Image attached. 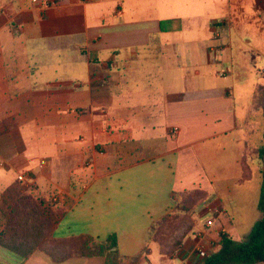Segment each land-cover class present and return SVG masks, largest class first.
Masks as SVG:
<instances>
[{
	"label": "crops",
	"instance_id": "obj_1",
	"mask_svg": "<svg viewBox=\"0 0 264 264\" xmlns=\"http://www.w3.org/2000/svg\"><path fill=\"white\" fill-rule=\"evenodd\" d=\"M263 90L264 0H0V216L54 195V238L115 235L125 258L148 245L139 264H203L199 245L262 217L260 165L244 177L243 163ZM194 189L193 228L162 255L150 226ZM0 264L21 263L0 248Z\"/></svg>",
	"mask_w": 264,
	"mask_h": 264
},
{
	"label": "trees",
	"instance_id": "obj_2",
	"mask_svg": "<svg viewBox=\"0 0 264 264\" xmlns=\"http://www.w3.org/2000/svg\"><path fill=\"white\" fill-rule=\"evenodd\" d=\"M259 123L264 135V99L261 102ZM247 142V147L250 145ZM257 161L260 164L261 196L259 209L261 219L248 236L236 241L221 233L218 249L210 253L203 264H258L264 262V141L257 146ZM253 161L252 158L250 160ZM249 161V162H250ZM247 160L243 163L244 177L249 175ZM250 162V163H251ZM255 162V161H254ZM252 162V163H254ZM54 195L42 197L35 194L20 196L16 203L0 216V248L13 255L22 264L33 253L40 250L53 262L62 263L72 258L103 257L105 264H139L148 254V245L136 256L122 257L115 235L105 241H98L90 235L70 236L63 239L53 237L57 226L54 215ZM170 198L174 207L161 219L154 221L149 229V241L156 242L162 255L172 257L193 228V214L207 193L200 189L172 192ZM179 234V235H177Z\"/></svg>",
	"mask_w": 264,
	"mask_h": 264
},
{
	"label": "rangeland",
	"instance_id": "obj_3",
	"mask_svg": "<svg viewBox=\"0 0 264 264\" xmlns=\"http://www.w3.org/2000/svg\"><path fill=\"white\" fill-rule=\"evenodd\" d=\"M262 95L263 96L261 97V102L264 99V90L262 91ZM260 116H261V110H260L259 115H255L253 117V119L251 120V124H249L248 128L246 129L247 140L251 142L249 145V154L247 157V162H249V160H251V158L253 160L252 162H254V161H255V163L258 162L256 160L258 157L257 153H256L257 146L260 143H262V140L264 141L263 128H262V125L259 123ZM252 162H251V164H253ZM258 164H259V162H258ZM177 235H179V234H177Z\"/></svg>",
	"mask_w": 264,
	"mask_h": 264
},
{
	"label": "built area",
	"instance_id": "obj_4",
	"mask_svg": "<svg viewBox=\"0 0 264 264\" xmlns=\"http://www.w3.org/2000/svg\"><path fill=\"white\" fill-rule=\"evenodd\" d=\"M33 1H34V2H38V0H33ZM46 4H47V3L44 2V6H46ZM42 163L44 164V163H46V161L43 160ZM18 180H19L20 182H25V181L27 180V176H26V174H24V173L20 174V175L18 176ZM57 200H58V197L55 196V197H54V201H57ZM209 211H210L211 213H214V212L217 213V212H219L218 209H214V208H210ZM213 223H214V220H213V219H210V220L207 221V226H212ZM197 252H198L199 256H200L203 260H205V259L209 256V254H210V253L207 252L206 248H205L203 245H199V246H198V248H197Z\"/></svg>",
	"mask_w": 264,
	"mask_h": 264
},
{
	"label": "water",
	"instance_id": "obj_5",
	"mask_svg": "<svg viewBox=\"0 0 264 264\" xmlns=\"http://www.w3.org/2000/svg\"><path fill=\"white\" fill-rule=\"evenodd\" d=\"M115 249V248H114Z\"/></svg>",
	"mask_w": 264,
	"mask_h": 264
}]
</instances>
